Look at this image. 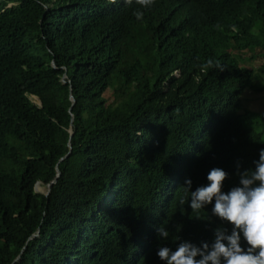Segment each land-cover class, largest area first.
<instances>
[{
    "label": "trees",
    "instance_id": "16d2710c",
    "mask_svg": "<svg viewBox=\"0 0 264 264\" xmlns=\"http://www.w3.org/2000/svg\"><path fill=\"white\" fill-rule=\"evenodd\" d=\"M257 47L264 0H0V264H166L162 246L231 234L215 199L202 217L179 201L186 179L222 168L227 193L255 168L264 112L242 97L264 90V60L239 57Z\"/></svg>",
    "mask_w": 264,
    "mask_h": 264
},
{
    "label": "clouds",
    "instance_id": "9594fccd",
    "mask_svg": "<svg viewBox=\"0 0 264 264\" xmlns=\"http://www.w3.org/2000/svg\"><path fill=\"white\" fill-rule=\"evenodd\" d=\"M108 3L115 4L117 0H108ZM125 3L130 5L133 0H125ZM135 3L141 8L147 9L154 4V0H135ZM134 15L137 20H142L144 13L137 10ZM51 64L56 66L54 61H51ZM203 68L205 70L210 68L222 70L219 62H214L212 59H209ZM177 72L179 73V70ZM65 76V73L61 76L63 82L66 81ZM29 95L38 96L42 101V98L37 94L29 93L28 97ZM71 104L73 103L71 102ZM227 177L228 173L222 168H213L207 175L209 183L206 186L198 187L195 191L190 190L192 180L186 179L185 193L179 203L181 206L187 203L190 192L192 215L202 217L201 210L215 199L212 212L233 226L231 234H228L225 229L217 228L214 243L211 245L202 242V246H197L189 241H184L179 243L175 251L167 246H162L157 255L161 260L166 261V264H264V149L260 150L255 168L241 173L240 186L233 187L225 193L222 189ZM134 222H129L131 228H133ZM143 232L147 236L151 235L148 218L144 222ZM157 232L158 236L165 240L169 237V231L164 226H160ZM37 233L38 229L35 231V234ZM241 234L247 242V248L241 245ZM197 257L200 258L197 259Z\"/></svg>",
    "mask_w": 264,
    "mask_h": 264
},
{
    "label": "rangeland",
    "instance_id": "374dc122",
    "mask_svg": "<svg viewBox=\"0 0 264 264\" xmlns=\"http://www.w3.org/2000/svg\"><path fill=\"white\" fill-rule=\"evenodd\" d=\"M219 44L220 43H216L215 45L218 46ZM224 46L229 48L228 44H225ZM251 54L252 52L250 50L244 48L239 57V61L242 65L258 69V67L264 60V51L263 49L261 50L259 47H257L255 50V56L250 57ZM29 97L31 98V100L38 102V98L35 95H29ZM242 99L247 107L264 112V90L248 89L244 92Z\"/></svg>",
    "mask_w": 264,
    "mask_h": 264
},
{
    "label": "water",
    "instance_id": "95a60500",
    "mask_svg": "<svg viewBox=\"0 0 264 264\" xmlns=\"http://www.w3.org/2000/svg\"><path fill=\"white\" fill-rule=\"evenodd\" d=\"M37 98H38V102H36V103H38L39 105H41L42 103H43V99H42V101H41V99L37 96ZM70 98H71V100H72V103H74L75 102V98H74V96L71 94L70 95ZM35 102V101H34ZM68 129V132H69V140H68V147H69V149H68V152H67V154L69 153V151H70V149H71V146H72V138H73V136H74V132H75V127H74V124H73V117L71 118V121H70V124H69V127L67 128ZM66 156V154L65 155H63L60 159H62V158H64ZM56 170H57V172H56V174L54 175V177L50 180V181H48L47 183H45V184H40V187H38L37 185L39 184L38 182V180L35 182V184H34V189L36 190V191H38V192H41V193H43V194H45V195H47L48 194V191H49V187H50V185L53 183V182H55L56 181V179H57V176L60 174V170H59V168L56 166Z\"/></svg>",
    "mask_w": 264,
    "mask_h": 264
}]
</instances>
